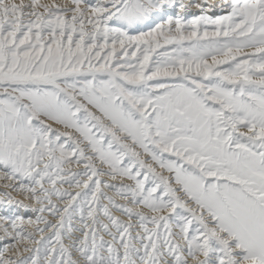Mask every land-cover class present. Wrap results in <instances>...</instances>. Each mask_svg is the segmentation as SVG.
Instances as JSON below:
<instances>
[{
  "label": "snow or ice",
  "instance_id": "obj_1",
  "mask_svg": "<svg viewBox=\"0 0 264 264\" xmlns=\"http://www.w3.org/2000/svg\"><path fill=\"white\" fill-rule=\"evenodd\" d=\"M0 264H264V0H0Z\"/></svg>",
  "mask_w": 264,
  "mask_h": 264
}]
</instances>
